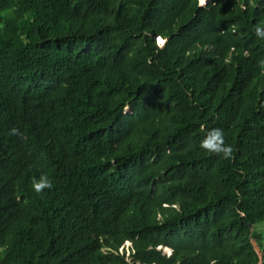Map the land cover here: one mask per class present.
Masks as SVG:
<instances>
[{
    "label": "trees",
    "instance_id": "16d2710c",
    "mask_svg": "<svg viewBox=\"0 0 264 264\" xmlns=\"http://www.w3.org/2000/svg\"><path fill=\"white\" fill-rule=\"evenodd\" d=\"M261 22L264 0H0V264H264ZM216 128L231 159L199 147Z\"/></svg>",
    "mask_w": 264,
    "mask_h": 264
},
{
    "label": "clouds",
    "instance_id": "9594fccd",
    "mask_svg": "<svg viewBox=\"0 0 264 264\" xmlns=\"http://www.w3.org/2000/svg\"><path fill=\"white\" fill-rule=\"evenodd\" d=\"M201 6L206 3V0H199ZM253 33L259 40H264V22L257 23L253 27ZM164 44V43H162ZM260 74L264 75V58L258 60ZM10 134L19 138H24V134L18 128H12ZM200 149L209 153L220 155L223 159H231L233 157V148L226 145L224 133L221 129L216 128L207 132L199 144ZM53 186L52 181L47 174H42L39 179L33 178L32 188L36 193H43L45 189H51ZM168 254H171L169 249H165ZM212 264H215L213 261Z\"/></svg>",
    "mask_w": 264,
    "mask_h": 264
},
{
    "label": "rangeland",
    "instance_id": "374dc122",
    "mask_svg": "<svg viewBox=\"0 0 264 264\" xmlns=\"http://www.w3.org/2000/svg\"><path fill=\"white\" fill-rule=\"evenodd\" d=\"M252 234L260 238L259 241L254 240L253 244L262 259L264 252V223L254 226L252 228Z\"/></svg>",
    "mask_w": 264,
    "mask_h": 264
},
{
    "label": "water",
    "instance_id": "95a60500",
    "mask_svg": "<svg viewBox=\"0 0 264 264\" xmlns=\"http://www.w3.org/2000/svg\"><path fill=\"white\" fill-rule=\"evenodd\" d=\"M248 227L252 230L253 228V225L249 224Z\"/></svg>",
    "mask_w": 264,
    "mask_h": 264
},
{
    "label": "snow or ice",
    "instance_id": "6c2138e0",
    "mask_svg": "<svg viewBox=\"0 0 264 264\" xmlns=\"http://www.w3.org/2000/svg\"><path fill=\"white\" fill-rule=\"evenodd\" d=\"M160 43H163V41H161Z\"/></svg>",
    "mask_w": 264,
    "mask_h": 264
}]
</instances>
